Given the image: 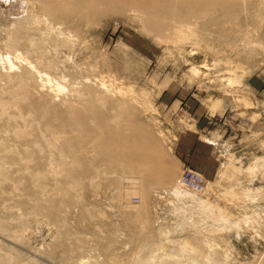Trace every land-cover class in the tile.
<instances>
[{
	"label": "rangeland",
	"instance_id": "obj_1",
	"mask_svg": "<svg viewBox=\"0 0 264 264\" xmlns=\"http://www.w3.org/2000/svg\"><path fill=\"white\" fill-rule=\"evenodd\" d=\"M134 1L100 0L98 5L85 14L80 28L71 29L76 36L68 32L57 33L56 44L63 46H60L59 50L56 49L59 45L51 47L58 52L56 54L54 49H48L47 46L50 44L46 45L50 55L56 56V60L53 59L57 61L56 64L59 59L62 58L59 60L62 62L68 57L67 61L65 60L68 63L62 62L65 64L63 66L70 64L69 68L74 70H71L72 73L80 74L81 72L84 78L81 74L80 76L71 74L73 76L69 77L70 73H67L68 75L64 73L65 67L63 68L61 62L59 64L62 67L58 65L64 71L60 72L64 73V81L58 71V75L53 71L55 73L53 76L61 78L68 89L74 87L77 84L75 80L80 77L78 82H82L78 84L86 82L93 89L99 87L97 90L105 94L106 90L101 89L98 83L99 79L105 80L107 76L109 78L106 79L107 84L109 82L110 85L111 82V85L128 89L129 96L132 94L130 97L134 99L131 103L134 114H132L134 118L131 117V122L133 121L132 123L137 126L143 125L149 128L151 144L160 151L161 157L163 156L161 162L164 163V168L171 171L174 167L173 170L176 171H172L177 172L175 183L185 167L202 174L211 187L200 197L202 196L204 200L207 198L212 205L221 207L225 211V216H207L200 207L188 205L192 204L191 201L188 203L182 198H175L170 190L174 184L166 188L164 185L152 184L154 186H151L150 191L148 190L146 196H143L139 182L136 187L137 192H133L135 188L128 186L125 180L123 181L128 174H122L120 170L108 169L109 171L103 172L105 175L99 174L100 179L95 177L96 180L93 183L86 179L87 185L84 183V188L77 189L83 190V194L79 193V201L82 202V205L78 204L80 207L77 206L76 201L73 202V197L77 199L75 197L77 195L73 192V196L71 195L73 200L62 208V219L68 222L66 229H69L70 231H67L74 236L66 240L67 247L82 246L88 250L76 251L73 254L74 261H71L67 255L69 251L57 246L62 235L58 222L51 219L47 211L40 210L38 207L44 206L43 191L49 187L50 190L59 187L63 180V177L59 176L60 171L57 168L54 169L56 165L51 168L49 166L54 159L50 160L42 154L30 164L33 168L30 169L33 171L32 175L35 171L41 174V177L40 174L36 175L41 180L39 184L41 182L42 185L45 184L44 190L41 184H37L43 190L42 192L38 186H33L37 177L32 176L30 171L24 172V169L17 165L19 162H14L15 167L12 166L13 169L9 172L12 180L21 182L23 188L19 186L20 188L14 189L15 192H13L11 182L6 183L5 186L1 185L7 195L0 190V219L5 221L11 218L9 221L6 220L8 223L18 217L15 223L10 222L8 226L11 232L22 230L18 222L21 214L24 215H22L23 218L29 215L30 218L28 216L25 218L28 217L31 223L27 224V229L29 228L30 231L26 232L23 243L21 240L15 241L9 237V233H0V249L5 254L7 250V254L11 251V255L25 264H88V261L89 264H96L97 261L99 264H144L139 262V258L147 259L152 255L167 264H264V0H149L158 11L166 2L177 7L178 10L175 8L173 12L161 10V21H172L177 25L181 22L193 24L199 39L188 40L190 42L179 40V44L175 39L176 36L173 38L175 34L171 26L163 27L160 32L154 30L156 20L153 21L150 12L156 15L158 12L154 10L155 8H151L155 12L150 11V8L139 12L133 4ZM35 10L36 8L29 0H0L1 51H4V41L9 35L17 33L20 27L33 26L30 23V16L37 12ZM29 30L33 29L29 28ZM33 33L30 32V34ZM67 35L70 36L67 37ZM71 36L72 38H69ZM77 37L80 40L78 46L74 47ZM70 39H73L72 47H70ZM65 41H69L67 44L70 46L64 47ZM73 47L75 51L69 52L68 48L72 50ZM21 50L26 51L23 47ZM59 53L64 54V57ZM34 58L28 56V60L30 59L29 61L33 64L37 63L33 60ZM96 60L99 62L95 64L98 68L95 72H90L88 68L90 66L96 68L95 65H90ZM74 61L80 63L77 64L79 68L84 67L85 64L90 65L87 67V72L82 71L83 67L80 68V72L77 71ZM23 64L22 66L18 64L20 68L17 69V67L14 73H24L27 66ZM1 65L0 62V70L5 73ZM194 65L200 69L198 76H193L190 72ZM69 68H65L66 71L70 70ZM35 75L31 79V84L37 89L40 80ZM232 77L238 79L237 83L228 86V79ZM67 79L74 80L76 84L71 85L73 82L70 84ZM78 84L76 86H79ZM1 85L5 87L6 82L4 81ZM47 89L49 90L46 87ZM46 90L42 93L35 91L43 95L39 96L41 99L45 97L47 100L59 99L55 103L57 105L62 102L64 95L68 98L71 94L67 91L68 93L62 94V97L61 95L56 97L54 92L47 90L50 93L47 94ZM197 111L211 117L210 131L200 136L201 142L197 145V153L183 160L179 154L178 145L184 136L196 130ZM4 134L6 132H0L2 139L8 142L15 140L11 131L7 133L10 134L9 136ZM35 165L40 168H34ZM42 175H45L44 179ZM55 176L58 178L56 179ZM136 177L139 176L136 175ZM51 187L54 188L51 189ZM96 187L97 189L100 187L99 191ZM19 189L22 196L19 194L21 192H18ZM50 190H48L49 193H51ZM48 191L45 192L46 197L54 194L53 190L51 195H47ZM113 197L115 200L112 199ZM39 199L41 201H38ZM35 202L39 205L34 207ZM92 205L97 207L94 206V208ZM139 207L148 209H146L147 216L144 217L145 223L127 221L125 213L132 214ZM31 209L33 212L37 210L38 215L33 214ZM12 216L15 218L13 219ZM141 225L146 229L143 233L140 231ZM99 227L100 229L97 230ZM29 232H32L31 236ZM80 234L85 237L81 238ZM67 241L70 244H67ZM182 244H187L185 249H182ZM224 253L226 257L222 256ZM81 256L86 258L83 263L75 261Z\"/></svg>",
	"mask_w": 264,
	"mask_h": 264
},
{
	"label": "bare ground",
	"instance_id": "obj_2",
	"mask_svg": "<svg viewBox=\"0 0 264 264\" xmlns=\"http://www.w3.org/2000/svg\"><path fill=\"white\" fill-rule=\"evenodd\" d=\"M29 1L36 8L35 12L37 11L36 13H38V15L35 13L33 16H30V18H31L30 23L33 24V26L32 27H26L25 26V27H20L18 30L16 29L17 33L9 35V37L4 41V44H5L4 45L5 46L4 51L0 50V62L2 64L1 66H3V70H5V73H2L0 70V132H6V134H7L8 132L11 131L13 136L15 137L14 138L15 140L13 142H8L6 139L4 140L0 137V186L1 185L5 186L6 183L10 184V182H11V184H12L11 189L13 187V192H15V190H18V188H20L19 186H22V188H23V184L22 185L20 184L21 182L19 183V181H14L10 177L9 171H11V169H13L12 166L15 167L13 165L14 162H19L17 165L18 166L20 165L21 166L20 168L24 169V172L26 170L28 172L30 171L31 175H32L33 171H31V170L33 168L30 164L32 163L33 160L35 161V158H37V156L43 154L42 156H47L50 160L54 159L52 161V163H49V159H48V163H49L50 168H51V166L55 167V165H56V167L54 169L57 168L60 171L59 176L63 177L62 178L63 180L61 179L62 181L59 184L60 186L58 185L59 187H57V188L51 187V189L54 188L53 189L54 191L50 190L49 189L50 187L49 188L46 187L48 189L47 190L45 189V191H43L45 184L42 185V182L40 183L42 185L41 186L43 189L42 190L41 187L39 186L40 185L39 182L41 180L38 179L40 172L37 173L36 171H35V174L32 175V176L37 177L36 179L34 178L35 184L33 186L34 187H35V185L38 186L39 190H41L40 192L43 191L45 195H46L45 192L48 190H50L51 193L54 192V194L51 195V193H49V191H48L49 194H47V195H51V196L46 197L44 195L46 198H44L43 195H40L41 197L43 196V199H45V202L43 200L44 206H42V207L38 206V207L40 208V210L42 209L43 211H47L49 217L51 219H53L54 221L58 222V225L60 226V228L62 230V235L60 237L61 239H59L57 242V246L63 247L66 251H69L67 253V255L69 257L68 259L71 261L74 259L73 254H75L76 251L80 250L82 252H85L87 249L83 248L82 246L74 247V245H72L73 246L72 248L69 245H68L69 247H67L66 240L69 239L72 235L70 234L71 232L69 233L67 231L69 229H66V225L68 222L66 223L65 219H62V216H61L62 208L66 203H70L73 199H74L73 202L76 201L77 206H79L78 204L82 203V202L80 203V201H79L80 200V194H83L82 193L83 190H81V191H79V190H80V188H84L83 184L87 182L86 179H89L93 183L94 180L100 179V178H98L100 173H101L100 175H103L104 174L103 172H105L108 169L109 170H111V169L120 170L122 172V174L123 173L128 174V175H125V177H124L125 179H123V181L125 180L126 184H128V186L130 185V187L135 188L134 190H136V187L138 186V184L140 182L141 190L140 189L139 190L141 191V194L143 196H146L149 188L151 186H154L152 184H159V186L164 185L165 188H166V186L169 187V186H172L174 184L172 186V188H170V190L172 191L171 193H173L175 195V198L176 197H177V199L182 198L184 201H186L188 203H190V201H191L192 204H188V205H191V206L195 205V206L200 207L202 209V212L207 214V216L224 217L225 211L221 207H219L217 205L214 206L215 204L212 205L208 201L207 198H206V200H204V199H202L203 198L202 196L200 197L201 194L206 193L208 188L211 187L210 183L204 178V176L202 174L197 172L204 179L202 188L199 191L190 189V188L183 185L181 178H182V175H183L186 167L184 168L182 174L180 175L179 180H177L175 183V179H176L175 175L177 172H173V171H176V170H173L174 167L171 168L173 171L172 170L168 171L164 168V165H163L164 163L161 162V160H163L162 159L163 156L161 157L160 151L157 148H155L154 145L152 146V144H151L152 139H151V134L148 131L149 128L147 129V127L143 126V125L137 126L135 123H132L133 121L131 122L132 118H134V117H132L133 108L131 105V103L134 99L132 97H130L132 94L129 96L130 93H129L128 89L121 88V87L115 86V85H111V82H110V85H109V82L107 84L106 79L108 78V76H107V78L105 76H103V77H105V80H104V78L99 79V83H98L99 86L101 87V89L103 88L106 90L105 94L101 93L103 91L100 92L99 90H97L99 87L98 88L95 87L96 89L95 88L93 89V87L91 85L87 84L86 82L78 84V83L82 82V81L78 82V79L80 77L77 80H75L74 78H72V79L77 81V84L79 86L80 85H83V86L82 87L80 86L81 87L80 88L79 86H76L77 84H76V82H73L74 80L71 81V80L67 79V81L69 80V83L73 82L72 84L70 83L71 85L76 84L74 87H71V89H68L67 86L62 82L61 78H57L56 76H53L55 73L57 74V71H58V74L62 71V68H60V67L65 65L64 63L67 61L68 57L66 59H64V61H62L64 63L59 61L62 59L61 58L58 60V63L56 64L55 62H57V61H54V60H56V58H55L56 56L54 57V56L50 55L49 50H47V48H46V45H49V44L51 45V46L49 45L50 48H49V46H47L48 49H51V47H53V45L55 47L58 46L59 44L58 45L56 44L57 43L56 41H58L56 39V37H58L57 35L59 33L63 34L64 32H66V33L68 32V34H70V35H71V33L74 34V32H71V29L72 28L79 29L83 23V20L85 19V17H84L85 14L87 12L89 13L96 5H98L97 3H99L100 0H29ZM133 4L136 6V9H138L139 12H140V10L141 11L143 10V12H144V9H149V8H150L149 9L150 11L151 10L152 11L157 10L158 13L156 15H153L152 12H150V14L153 16V21L156 20V23H155L156 26L154 27V30H158L160 32V31H162L163 27L171 26V28L174 29V34H175V35H173V38H174V36H176L175 39H177L178 44L181 41L185 42L188 40H198L199 39L198 34L195 33V31H194L192 23L183 24V22H181V24L177 25L176 23H174L172 21L168 22V21H161L160 20V15L162 14L161 10H164L167 12H173V10L177 9L176 6L166 2L164 4L163 8H161L158 11L157 7L155 8L154 4L149 0L148 1H145V0L136 1L135 0ZM151 8H155V9L153 10ZM165 9H167V10H165ZM172 16H173V14H172ZM188 16H189V14H188ZM148 18H150V17H148ZM167 24H169V25L167 26ZM29 28H32L33 30L30 31ZM29 31L34 32V33L30 34ZM70 35H67V37ZM64 36H66V34H64ZM64 36H63V38L65 39ZM72 36L69 38H72ZM78 37H79V35H78ZM78 37H77L78 40L76 39L77 43L74 41L77 45L73 42L74 47L78 46V43H79L78 41L80 40ZM74 39H75V37H74ZM61 40H63V39L61 38ZM169 40H172V39H169ZM179 40H180V42H179ZM69 41H71V43H70L71 46L67 44V42L69 43ZM69 41H65L66 46H64V47H68V46L72 47L73 46L72 45L73 39H70ZM65 42H64V44H65ZM177 42H175V43H177ZM188 42H190V41H188ZM167 43H169V42H167ZM61 44H63V43H61ZM197 44H198V41H197ZM84 45H85V43H84ZM175 45L176 44H174V46ZM60 46L62 47L63 45H59L58 47H56V49H58ZM22 47L25 48L27 52L26 51L22 52V50H21ZM74 47L72 50H70L68 48L69 52H72L73 50L75 51ZM193 47H195V46H193ZM52 49H54V48H52ZM55 53L58 54V52L56 50H55ZM91 53H94V52H91ZM76 54L74 55L75 57H76ZM59 55H60V53H59ZM28 56L35 57L36 59L34 58L33 60H36L37 63L33 64L32 61H29L30 59L28 60ZM62 56L64 57V54ZM74 56H73V58H74ZM78 56H79V54H78ZM57 58H58V56H57ZM100 58L102 59V57H100ZM100 58H99V60H100ZM78 59H79V57H78ZM72 60H74V59H72ZM86 60H87V58H86ZM88 60H89V57H88ZM88 60H87V62H88ZM100 61H103V60H100ZM60 62L62 63V66L59 64ZM75 62L76 61H74V63ZM77 62L81 63L82 61L77 60ZM77 62L74 65H76L75 69L78 68L77 71H79L80 68L83 66H80V68L77 67V64L78 65L80 64ZM97 62L98 61L96 60L95 63L93 62L94 64H90V65H95ZM23 63L27 66V68L25 69V72L24 73H16V72L14 73V70L17 67H18L17 69L20 68L18 66V64L22 66ZM67 63L68 62H66V64ZM228 63H230V62H228ZM58 64L60 65V67ZM87 65H89V63ZM96 65H95V67H96ZM69 66H70V64H69ZM69 66H67V65L63 66V68L64 67L69 68ZM89 66H86V64H85V66L83 67L84 69H82V71L83 70L86 71L87 67H89ZM229 67H230V65H229ZM65 68L63 69L65 72L64 71H62V72H64L65 74L70 73L69 75L67 74L69 77L73 76L71 74H75V73H72V71H71L73 69L69 68L70 70L66 71ZM97 68L98 67L94 68V66H90L88 68V70L90 72L91 71L95 72L96 71L95 69H97ZM53 71H55V73ZM86 72H84L85 75H86ZM90 72H88V73L91 74ZM190 72L193 76H198L200 74V69L195 67V65H194V67H192L190 69ZM63 74H61V76H62L63 81H64L65 78H64ZM76 74H79V73L77 72ZM76 74L74 76H77ZM80 74H81L82 78H84L83 73L80 72ZM80 74L78 76H80ZM98 74H100V73H98ZM34 75L38 76L39 77L38 80H40V84L37 87V89H35L31 84V79H33ZM88 78H90V77H88ZM98 78H100L99 75H98ZM224 80H226V79H224ZM237 80L238 79H236L235 77H232L231 79L229 78L228 79V83H229L228 86L231 84H234ZM4 81L6 82L5 87L1 85L4 83ZM110 81H112V80H110ZM114 81H116V80H114ZM1 82H3V83H1ZM46 87L49 88V90L47 89L48 91L54 92L53 94H54V96L56 94V97H57V95L58 96L61 95L60 97H62L63 96L62 94L68 93V92H70L71 94L69 95L68 98H65V97H67V95H64L63 96L64 98H62L63 99L62 102L59 101L60 103H59V105H57L55 103L59 99L58 100L56 99L57 101H55V99L47 100V97H45V96H44L45 99L44 98L41 99L39 97V96H41V97L43 96V95H39V92L42 93V91H45ZM35 90H38L39 92H36ZM47 90H46V93L50 94L49 92H47ZM215 110H216V108H215ZM212 111H214V110H212ZM6 134H4V135H6ZM7 135L9 136L10 134H7ZM8 139H9V137H8ZM164 152L165 151L163 150V153ZM10 160H11V162H10ZM165 167H166V165H165ZM34 168L37 169L40 167L35 165ZM27 171H26V173H28ZM56 172H58V171H56ZM112 173H114V172H112ZM136 175H138L139 177H136ZM44 176L42 177V179H44ZM106 176H108V175H106ZM13 177H14V175H13ZM40 177H41V174H40ZM95 177H97V178L94 179ZM110 177H112V176H110ZM14 178H16V176ZM57 178L58 177H56V179ZM106 178L108 179V177H106ZM56 182L58 183L59 181L57 180ZM107 182H106V184H107ZM22 183H23V181H22ZM92 183H90V185H92ZM37 184H39V185H37ZM97 184H99V183H97ZM103 184H105V183H103ZM108 184H110V183H108ZM85 185H87V183ZM93 186H94V184H93ZM95 186H97V185L95 184ZM98 186H100V184ZM212 186H213V184H212ZM113 187L114 186H112V188ZM93 188H91V189H93ZM21 189H19L18 192H21L20 191ZM77 189H79V190H77ZM96 189H97V187H96ZM98 189H97V191H99ZM0 190H3L2 186H1ZM105 190H106V188H105ZM119 190H121V188ZM134 190H132V191L137 192V190L136 191H134ZM3 191H2V193H3ZM89 191H90V189H89ZM13 192H12V195L15 196V194ZM73 192H75V195H77V196H75V197H77V199H75L74 197H73V199L71 198V195ZM106 192H107V190H106ZM119 192L122 193L121 191H119ZM8 193H9V191H8ZM97 193H99V192H97ZM4 194L7 195L6 192ZM4 194H2V195H4ZM9 194L11 195V193H9ZM16 194H18L17 191H16ZM19 194H21V196H22V192ZM41 194H43V193H41ZM17 196H19V195H17ZM82 196H84V195H82ZM114 197L112 199H114ZM1 198H2V196H1ZM21 198H24V197H21ZM56 198H57V200H56ZM87 199H89V198H87ZM117 200H119L118 197H117ZM38 201H41V200L39 199ZM179 201H180V199H179ZM184 201H182V202H184ZM77 202H79V203H77ZM30 203H32V202H30ZM35 203L36 204H34V205L32 204L34 207H35V205H39V204H37V202H35ZM38 203H40V202H38ZM83 203H85V202H83ZM22 205H23V203H22ZM120 205H121V203H120ZM94 206L97 207L96 205H94ZM0 207H1V205H0ZM85 207H84V209H85ZM122 207H124V206H122ZM3 209H4V207H3ZM146 209L139 207V209H137V210L135 209V211H133L132 214L131 213L130 214L125 213V219L127 221H129L130 223H139V222L145 223L144 217L147 216V210H148V209L147 210ZM9 210H11V209L9 208ZM12 210H14V209H12ZM32 210L33 209H31V211ZM27 211L29 212L30 210H27ZM66 211H68V209ZM36 212H37V210H36ZM36 212L34 211L33 214L38 213V212L37 213ZM31 214L32 213H30V215ZM33 214H32V216H33ZM22 215L23 214H21L20 219H18L19 220L18 222L20 223V224L19 223L18 224L21 225L20 228H22V230L20 228H19L20 230H16L14 232H13V230H12V232L9 230V227H8L9 224L15 223V219L18 218V217L15 218V216H12V218L13 219L15 218V219L12 220V222L10 221L11 223L10 222L6 223V220L9 221L11 218L6 219L5 221H4V219H2L4 222L0 219V233H6V234L9 233V235H8L9 237L14 239L15 241H16V239H18L19 241L21 240L23 243L24 239L26 237V232L30 231V230H28L29 228L27 229V226L31 222H29V220L27 219L29 217V215H26V216H28L27 218H25L26 216L23 218ZM16 216H17V214H16ZM69 216L70 215H68V217ZM93 217H94V215H93ZM91 219H94V218H91ZM35 224H38V223L36 222ZM53 227H54V224H53ZM140 228H141L140 231H142V233L144 231H146V229H144L145 227L143 228L142 225ZM99 229H100V227L97 230H99ZM101 230H102V228H101ZM79 231H81V229ZM56 232L59 233V231H56ZM31 233H30V236L32 235ZM77 233H79V232H77ZM142 233H140V234H142ZM100 234H101V232H100ZM140 234H138V235L140 236ZM55 236L57 237V235H55ZM80 236H82V235L80 234ZM72 237H74V236H72ZM84 237L82 236L81 238H84ZM95 237H93V238H95ZM68 243L69 242L67 241V244ZM116 243H118V242H116ZM186 246H187V244L181 245L182 249H185ZM89 248H90V246H89ZM91 250H90V252H91ZM2 251L0 249V264H25V263H21L20 259L11 255L10 254V253H12L11 251L9 254H7L8 250H7L6 254L3 253L4 251L3 252ZM44 253H45V251H44ZM222 256L226 257L225 253L222 254ZM89 257H90V255H89ZM84 259L86 260V258H83V256H81V257L77 258V260H75V261H80L81 263H83ZM92 259H93V257H92ZM139 262L144 263V264H146V263L147 264L148 263L149 264H167L162 259L158 258V260H157V257H155L154 255L148 257L147 259L140 257ZM93 263H95V262H93ZM88 264H89V261H88ZM96 264H99L98 261L96 262Z\"/></svg>",
	"mask_w": 264,
	"mask_h": 264
},
{
	"label": "crops",
	"instance_id": "obj_3",
	"mask_svg": "<svg viewBox=\"0 0 264 264\" xmlns=\"http://www.w3.org/2000/svg\"><path fill=\"white\" fill-rule=\"evenodd\" d=\"M197 114L195 117L196 130L184 136L178 145L179 154L183 160H187L197 153V145L201 142L200 136L210 131L211 117L208 114L199 113V111Z\"/></svg>",
	"mask_w": 264,
	"mask_h": 264
},
{
	"label": "built area",
	"instance_id": "obj_4",
	"mask_svg": "<svg viewBox=\"0 0 264 264\" xmlns=\"http://www.w3.org/2000/svg\"><path fill=\"white\" fill-rule=\"evenodd\" d=\"M181 180L184 186L199 191L202 188L204 179L196 171L186 167Z\"/></svg>",
	"mask_w": 264,
	"mask_h": 264
}]
</instances>
